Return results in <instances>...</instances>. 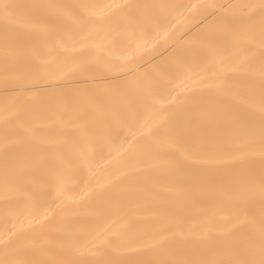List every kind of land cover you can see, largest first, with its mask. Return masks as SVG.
Listing matches in <instances>:
<instances>
[{"label":"bare ground","instance_id":"6f19581e","mask_svg":"<svg viewBox=\"0 0 264 264\" xmlns=\"http://www.w3.org/2000/svg\"><path fill=\"white\" fill-rule=\"evenodd\" d=\"M4 2L68 6L20 9V18L31 27L18 29L7 41L0 18V236L15 224L28 240L42 241L35 247L25 241L16 258L73 259V244L81 232L114 219H121L134 234L145 238L173 218L197 212L211 216L214 224L222 223L220 215L229 210L213 215L206 198L196 197L195 205L185 201L181 188L197 170L181 173L165 162L167 149L156 142L157 136L163 138L159 121L165 115L170 87L191 72L210 74L215 57L209 38L222 31L219 17L235 15L232 5L259 4L260 0ZM110 4L134 6L125 9L133 23L119 30L98 53L86 46L99 44V37L85 38L87 30L81 23L85 10L74 6ZM259 57L257 49V67ZM74 65L86 70L52 80L61 85L58 89L20 94L23 99L16 104V115H9L11 109L6 111V100L13 102L19 83L28 82L33 75L43 83L51 80L53 70L64 72ZM106 65L119 71L106 70ZM236 93L219 103L234 107L242 118L250 113L258 117L259 76L251 83L238 82ZM149 129L157 136H149ZM227 131L224 122L216 121L196 135L213 139ZM251 163L259 169V156L252 157ZM122 173L129 175L114 182ZM45 213L48 220L42 230L38 222ZM135 247V243L124 245L112 258H183L178 247L164 254L129 251Z\"/></svg>","mask_w":264,"mask_h":264},{"label":"snow or ice","instance_id":"6c2138e0","mask_svg":"<svg viewBox=\"0 0 264 264\" xmlns=\"http://www.w3.org/2000/svg\"><path fill=\"white\" fill-rule=\"evenodd\" d=\"M66 7L57 4L19 5L0 0L5 40L18 29L31 27L29 22L20 18V9ZM74 7L85 10L81 21L87 30L85 38L99 37L100 40L99 44L86 47L95 48L98 53L102 52L104 45L112 42L119 30L127 29L133 23L125 11L134 7L131 5ZM97 8L100 11H92ZM231 11L236 14L219 17L221 33L209 38L215 57L210 74L191 72L170 87L165 97V115L159 121L163 138L151 129L148 133L157 136L156 142L166 147L163 156L171 169L181 173L193 168L197 170L195 177L181 188L185 201L195 205L196 197L206 198L208 212L213 215L229 210L227 215H220L222 223L214 224L211 216L197 212L175 217L153 229L145 238L134 234L121 219H114L81 232L73 244L75 257L58 261L17 259L16 256L24 250L25 241L32 247L39 246L42 241L39 238L28 240L13 224L0 236L3 254L0 264H264V0L259 4L232 5ZM257 49L260 52L258 67ZM99 59L98 56L97 62ZM105 67L106 70L119 71L111 65ZM85 70L82 65H74L64 72L57 68L53 70L51 80L43 83L39 76L33 75L28 82L17 85L14 91L18 95L11 104L6 100V111L11 109L9 115H16V104L23 99L20 94L34 89H58L61 85L52 83V80ZM202 71L209 73V69ZM256 76H259L261 97L258 117L250 113L242 118L234 107L219 103L237 94L238 82L251 83ZM210 100L214 103H209ZM216 121L226 124L228 131L224 136L209 139L196 135L201 128ZM7 147L6 143V185L9 182ZM255 156L260 158L259 169L251 163ZM128 175L122 173L114 177V182ZM47 220L48 214L45 213L38 222L42 230ZM132 243L136 247L129 251L155 254H164L170 248L178 247L183 258L119 261L112 258L113 252Z\"/></svg>","mask_w":264,"mask_h":264}]
</instances>
